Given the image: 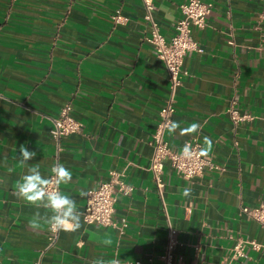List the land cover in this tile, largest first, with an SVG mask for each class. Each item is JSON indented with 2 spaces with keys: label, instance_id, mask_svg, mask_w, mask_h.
Listing matches in <instances>:
<instances>
[{
  "label": "crops",
  "instance_id": "1",
  "mask_svg": "<svg viewBox=\"0 0 264 264\" xmlns=\"http://www.w3.org/2000/svg\"><path fill=\"white\" fill-rule=\"evenodd\" d=\"M185 0H153L152 14L169 38ZM213 7L192 37L202 48L183 59L181 85L171 120L181 127L199 122L198 133L165 138L174 149L204 137L220 170L205 169L190 178L168 161L162 170L163 203L149 169L151 135L168 97L163 63L146 40L149 24L142 0H0V264H92L120 259L121 264L159 261L167 219L176 229L174 259L186 263L227 262L235 240H256L258 250L232 264H264V229L241 214L264 198V0H203ZM119 9L127 17L115 24ZM252 119L231 121V101ZM70 104L80 130L55 140L52 119ZM20 145L35 151L20 163ZM59 145V151H57ZM39 164L48 177L63 164L72 181L60 191L76 201L82 227L59 230L48 245V225L29 221L36 212L50 215L14 195L27 167ZM9 169H12L9 172ZM123 173L132 186L117 192L114 218L122 232L83 220L90 188ZM191 187L189 197L182 189ZM111 239V245L105 240Z\"/></svg>",
  "mask_w": 264,
  "mask_h": 264
},
{
  "label": "built area",
  "instance_id": "2",
  "mask_svg": "<svg viewBox=\"0 0 264 264\" xmlns=\"http://www.w3.org/2000/svg\"><path fill=\"white\" fill-rule=\"evenodd\" d=\"M142 4L145 9L144 19L149 24V34L146 40L152 45L156 56L163 63L169 81L168 97L165 105L159 112L160 118L155 124L151 135L152 153L149 164L157 193L163 203V181L161 175L165 161H168L173 170L184 178L200 175L205 169H221V166L216 164L209 154L207 156L200 155V150L204 147L197 139L192 138L185 141L191 144L194 150L193 157L188 159L181 155V149L184 144L179 149H174L165 138V132L167 130L166 123L171 120L175 110V96L177 89L181 85L180 76L185 73L182 68L184 56L190 50H202L193 39L192 30L193 28H202L205 25L206 18L211 12L213 4L212 2H205L203 0H185L181 3L179 6L181 16L175 22L174 33L169 38H166L161 33L159 25L153 17V0H142ZM259 17L264 20V3L259 12ZM111 19L115 24H123L127 21V17L122 15L119 9L115 10L111 15ZM227 113L234 123L253 118L251 114L240 113L235 107L233 100L227 108ZM52 121L51 135L57 141L64 136L78 132L81 127L80 121L72 115L71 106L68 103L60 107L58 114ZM59 148V145H57V151H59ZM51 175L52 173L48 177ZM132 189V186L123 180L122 172L116 170L109 171L108 180L98 183L87 191L86 202L82 213L83 220L86 223L112 227L122 232L127 226V222L124 218L117 221L113 216L116 194L119 192L126 195ZM240 212L254 219L264 229V198L255 206H241ZM58 232L50 230L48 226L47 240L49 246L55 243ZM177 243L176 229L167 219L164 249L159 255V261L154 262L151 260L149 264H190L180 258L174 259L173 250ZM246 246L258 250L261 244L253 239L239 237L235 240L227 262L220 264H232V260L240 258L245 254ZM32 264H39V261L35 260ZM134 264L141 263L136 261ZM193 264L208 263L201 261Z\"/></svg>",
  "mask_w": 264,
  "mask_h": 264
},
{
  "label": "clouds",
  "instance_id": "3",
  "mask_svg": "<svg viewBox=\"0 0 264 264\" xmlns=\"http://www.w3.org/2000/svg\"><path fill=\"white\" fill-rule=\"evenodd\" d=\"M201 127L199 122H192L187 127H181L178 121L169 120L166 123L169 134H175L179 130L180 136L198 133ZM204 145L205 147L200 150V155L207 156L213 146L210 137H204ZM19 153L20 163L24 165H27L37 155L35 151L28 150L25 145H20ZM181 155L191 159L194 155L192 145L185 142L181 149ZM11 171L12 169H9V172ZM51 173L52 175L50 177L43 176L38 163L34 166L27 167L26 173L21 176L16 184L14 195L37 209L43 208L50 212V215L43 217L39 212H36L29 221L31 227L39 228L41 226V220H43L52 231H78L82 227V224L81 213L77 209L76 201L70 196L63 194L59 189L61 184H68L72 181V172L63 164L57 163L52 166ZM191 192V187L182 189V195L184 197H189ZM84 195L86 193L81 192V196L83 197ZM104 243L111 245L112 241L111 239H107ZM92 264H121V261L116 258L107 262L99 259L94 260Z\"/></svg>",
  "mask_w": 264,
  "mask_h": 264
}]
</instances>
